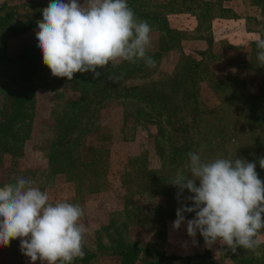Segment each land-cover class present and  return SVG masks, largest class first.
Returning <instances> with one entry per match:
<instances>
[{"label":"rangeland","instance_id":"obj_1","mask_svg":"<svg viewBox=\"0 0 264 264\" xmlns=\"http://www.w3.org/2000/svg\"><path fill=\"white\" fill-rule=\"evenodd\" d=\"M49 3L0 0V186L23 176L50 203L83 207L85 255L71 264H264V229L258 248L236 254L173 229L180 205L168 184L188 174L190 151L257 161L264 181V0H127L151 25L155 67L110 63L97 80L70 81L41 52L21 58ZM0 264H31L19 239L0 247Z\"/></svg>","mask_w":264,"mask_h":264},{"label":"clouds","instance_id":"obj_2","mask_svg":"<svg viewBox=\"0 0 264 264\" xmlns=\"http://www.w3.org/2000/svg\"><path fill=\"white\" fill-rule=\"evenodd\" d=\"M40 11L37 46L54 77L70 81L76 73H91L97 80L110 63L143 61L155 67L148 55L151 25L136 17L127 0H50ZM256 48L264 67V38L257 39ZM187 157L188 174L178 173L168 183L177 189L180 205L172 228L186 224L193 243L199 233L208 248L219 243L233 254L254 251L264 229V181L256 171L257 161L238 156L207 160L194 151ZM258 163L264 169V157ZM33 185L20 176L0 186V247L19 239L20 251L31 264H71L83 258L88 231L80 222L83 207L50 203L47 191ZM185 190L189 195H183ZM187 213L194 215L187 219Z\"/></svg>","mask_w":264,"mask_h":264},{"label":"trees","instance_id":"obj_3","mask_svg":"<svg viewBox=\"0 0 264 264\" xmlns=\"http://www.w3.org/2000/svg\"><path fill=\"white\" fill-rule=\"evenodd\" d=\"M10 28H12V27H10ZM13 30H14V33L18 34V35L20 34V32H22L21 29H19L18 27H16V28L13 27L12 31ZM22 52H23V54H22L21 58H27V57L30 58V57L34 56V52H37V54H38L40 51H39L38 46L36 44L34 46L24 48ZM37 54H36V56H37ZM8 56H9V53L7 52V47H6V38H1V40H0V63L2 61H4L6 58H9Z\"/></svg>","mask_w":264,"mask_h":264}]
</instances>
